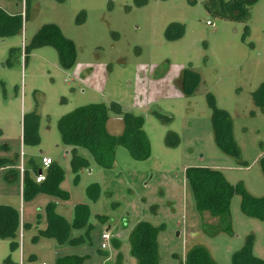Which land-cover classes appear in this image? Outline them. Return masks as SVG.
Segmentation results:
<instances>
[{"label":"rangeland","instance_id":"374dc122","mask_svg":"<svg viewBox=\"0 0 264 264\" xmlns=\"http://www.w3.org/2000/svg\"><path fill=\"white\" fill-rule=\"evenodd\" d=\"M29 1L22 29L0 39V160H16L17 166L0 167V204L14 205L25 226L15 239L19 245L0 238V264H17L20 254L23 264H55L54 258L63 255L81 256L82 264H135L127 235L137 220L159 228V264H183L195 245L204 246L215 264H231L232 252L248 235L251 253L264 260V221L244 215L234 195L232 233L207 235L204 228L218 219L196 210L184 177L187 167H208L231 184L241 182L249 194L264 195L257 161L264 154V114L253 101L264 82V0L249 3L245 21L213 13L205 6L208 0ZM0 8L21 14L24 0H0ZM175 23L183 31L169 39L166 30ZM44 24H55L74 43L71 67L59 65L52 46L28 47ZM176 32L173 28L170 35ZM185 69L198 75L189 94L179 86ZM113 102L143 117L150 154L134 160L118 145L113 166L102 168L86 149L63 142L57 120L76 107L104 103L107 130L119 134L122 122ZM213 108L230 117L239 161L215 141ZM20 154L29 177L35 176V165L44 172L41 156L51 157L63 171L59 186L68 197L38 192L23 199ZM74 154L87 162L78 171L71 166ZM8 171L15 173L10 179ZM91 183L99 186L94 200L85 191ZM54 201L70 224L75 204L89 209L86 224L71 227L63 243L38 235L46 224V207ZM102 233L110 237L105 248Z\"/></svg>","mask_w":264,"mask_h":264},{"label":"trees","instance_id":"16d2710c","mask_svg":"<svg viewBox=\"0 0 264 264\" xmlns=\"http://www.w3.org/2000/svg\"><path fill=\"white\" fill-rule=\"evenodd\" d=\"M253 1L255 0H208L205 6L223 18L245 21L249 14L247 6ZM29 2L24 0L23 15L22 13L10 15L0 8V39L12 37L22 29L23 21L28 18ZM173 28L177 32L170 35ZM182 31V25L175 23L168 26L165 34L167 38L172 39L180 37ZM41 46H52L56 50L62 68L67 69L72 66L76 53L75 45L72 40L62 35L55 24L42 25L33 35L28 47ZM181 74L179 86L187 94L193 92L198 82V75L189 69L183 70ZM253 101L264 114V82L253 93ZM111 105L121 118L122 129L119 134H111L107 130L109 107L104 103H90L76 107L59 117L57 128L63 142L73 148L86 149L102 168L113 166L114 149L118 145L124 147L132 159L145 160L150 154V146L143 130V117L131 112H123L114 102ZM211 124L218 147L239 161V152L233 140L228 113L213 108ZM257 161L264 176V154L259 156ZM6 163L13 165L14 161L0 160V167ZM86 164V160L76 154L71 158L73 171H78ZM10 171L6 174L9 179L14 175V171ZM37 171L35 174L38 173ZM184 177L191 188L196 210L218 219L217 224L207 225L204 228L207 235H216L220 232L232 233L230 202L234 195L239 196V209L244 215L264 221V195L256 197L249 194L241 182L231 184L222 172L208 167H187L184 170ZM62 179L63 171L55 163L48 166L44 180L40 183H36L24 172L21 177V196L23 199H29L36 193L43 192L65 199L68 194L59 186ZM85 191L88 198L94 200L98 196L99 186L97 183H91L86 186ZM88 215V206L85 203H77L72 208L70 224L55 212V205L49 203L46 207V227L38 230V235L54 238L58 243H63L67 240L69 229L83 227ZM97 218L102 222L106 220L103 215H97ZM19 229L20 217L17 209L11 205L0 204V238H8L12 246H16L18 243L15 239ZM158 231L157 226L144 220H139L132 226L127 235V242L129 254L134 258L135 264H159ZM252 241V235L246 236L243 245L232 252L231 264H264V260L251 253ZM82 262L83 257L77 255H64L55 258L54 261L55 264H82ZM183 264H215V262L204 246L195 245L186 251Z\"/></svg>","mask_w":264,"mask_h":264},{"label":"built area","instance_id":"2783aa9c","mask_svg":"<svg viewBox=\"0 0 264 264\" xmlns=\"http://www.w3.org/2000/svg\"><path fill=\"white\" fill-rule=\"evenodd\" d=\"M22 15H23V12H22ZM207 24L209 23L208 21L206 22ZM21 154H20V163H19V166H18V170L20 172V175L22 177L23 173H24V168H23V165H22V160H21ZM53 163V160L51 159V157L49 156H41L40 158V164H41V167L44 168V170H46L48 168V166ZM44 177H45V174L44 172H38L35 174L34 176V181L36 183H40L44 180ZM55 212H56V208H55ZM19 237H21V226H20V229H19ZM101 239H102V243H101V247L102 248H105L106 247V242L110 239L109 235L107 233H102L101 234ZM17 264H23L22 263V258H21V254H20V258H19V262ZM33 264H39V263H33Z\"/></svg>","mask_w":264,"mask_h":264},{"label":"crops","instance_id":"0c3cea01","mask_svg":"<svg viewBox=\"0 0 264 264\" xmlns=\"http://www.w3.org/2000/svg\"><path fill=\"white\" fill-rule=\"evenodd\" d=\"M22 13V12H21ZM23 135V131H22V133H21V136ZM44 156H48V155H44ZM53 163H54V161H53ZM6 164H8V163H6ZM11 166H15V169H16V160L14 161V164L13 165H11ZM19 166V165H18ZM40 166H41V164H40ZM34 170L36 171V170H40V168L37 166V165H35V168H34ZM37 171V172H38ZM41 171V170H40ZM45 171L46 170H44V174H45ZM24 172L26 173V170L24 169ZM15 174V173H14ZM12 178V177H11ZM31 179H34V177H30ZM20 188L22 189V185H21V182H20ZM50 203H53L54 205H55V208H56V213H58L59 215H61L62 217H64L65 218V214H62V212H59V207L61 206V203H58V202H50ZM3 204V203H2ZM7 205H11V206H13L14 208H15V206L14 205H12V204H7ZM15 209H17V208H15ZM66 219V218H65ZM67 221V220H66ZM137 221H139V220H137ZM68 222V221H67ZM69 223V222H68ZM46 224H47V221H46ZM46 224H45V226L43 227V228H40V229H38V230H43V229H45V227H46ZM24 225V224H23ZM20 226H22V224H21V222H20ZM37 227V226H36ZM18 235H19V232H18ZM19 237V236H18ZM115 242V241H114ZM19 245V244H18ZM64 256V255H63ZM30 259H32V260H34V259H36V256L34 255V254H31L30 256ZM57 257H61V256H56L55 258H57ZM55 258H54V261H55ZM32 262H35V261H32ZM42 264H44V263H42Z\"/></svg>","mask_w":264,"mask_h":264},{"label":"water","instance_id":"95a60500","mask_svg":"<svg viewBox=\"0 0 264 264\" xmlns=\"http://www.w3.org/2000/svg\"><path fill=\"white\" fill-rule=\"evenodd\" d=\"M38 172H40V170Z\"/></svg>","mask_w":264,"mask_h":264}]
</instances>
